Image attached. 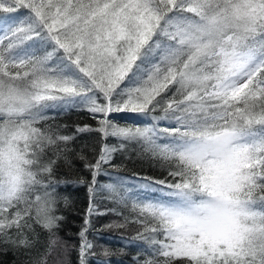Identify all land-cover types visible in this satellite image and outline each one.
<instances>
[{"label": "snow or ice", "instance_id": "obj_1", "mask_svg": "<svg viewBox=\"0 0 264 264\" xmlns=\"http://www.w3.org/2000/svg\"><path fill=\"white\" fill-rule=\"evenodd\" d=\"M0 13L13 14L0 16V255L69 264L58 189L77 183L79 264L96 254L91 217L109 212V229L135 233L133 264H264V0H0ZM76 110L93 123L69 134L56 116ZM134 146L159 175L126 185L109 169ZM78 165L88 176L72 180ZM100 195L130 213L100 212Z\"/></svg>", "mask_w": 264, "mask_h": 264}, {"label": "trees", "instance_id": "obj_2", "mask_svg": "<svg viewBox=\"0 0 264 264\" xmlns=\"http://www.w3.org/2000/svg\"><path fill=\"white\" fill-rule=\"evenodd\" d=\"M55 115V114H54ZM131 120V118L129 119ZM56 123L67 126V131L72 134L76 125L91 124L93 121L88 115L82 111H65L56 116ZM96 137L94 134H81L78 136L76 145L93 144ZM139 149L131 147L126 153H118L114 161L119 167L116 169H109L115 175L119 174L123 178L139 180L142 176L159 175V170L154 163L138 155ZM77 176L87 177L88 173L77 166V170L72 173L71 179L75 180ZM98 182L106 184L111 182L109 177H98ZM60 202L58 203L59 213L63 216L61 230L59 236L66 240L70 247L68 256L69 264H79L78 250L76 245L79 244L78 233L84 223L85 213L89 206V193L86 184L67 183L62 184L58 189ZM98 210L105 212L108 209L117 208L125 215L131 211L129 208H123L117 205L113 200L105 196H97L95 198ZM119 217L111 212L107 215H93L92 228L95 230L90 233L89 239L93 240L95 247V255L89 257V264H133V258L137 255L136 247L129 243L130 237L135 233L132 229L118 230L109 229L107 225L113 221H117ZM114 235L122 236L125 241V246H120L114 239ZM110 236V237H109ZM109 237V239H107ZM104 249H108L115 253L111 256L103 255ZM25 258L20 254L7 253L0 255V264H22Z\"/></svg>", "mask_w": 264, "mask_h": 264}, {"label": "rangeland", "instance_id": "obj_3", "mask_svg": "<svg viewBox=\"0 0 264 264\" xmlns=\"http://www.w3.org/2000/svg\"><path fill=\"white\" fill-rule=\"evenodd\" d=\"M3 15H13V14H4V13H0V16H3ZM120 115H127L128 118L131 120L134 119L136 117L137 114H120ZM142 119H147L146 117H141ZM124 181H125V184L126 185H135L137 183H139L140 181L139 180H132V179H127V178H124ZM112 182V181H111Z\"/></svg>", "mask_w": 264, "mask_h": 264}, {"label": "bare ground", "instance_id": "obj_4", "mask_svg": "<svg viewBox=\"0 0 264 264\" xmlns=\"http://www.w3.org/2000/svg\"><path fill=\"white\" fill-rule=\"evenodd\" d=\"M109 237H107V239H109ZM111 239H114L120 246H125L127 244L125 239L120 235H114Z\"/></svg>", "mask_w": 264, "mask_h": 264}]
</instances>
